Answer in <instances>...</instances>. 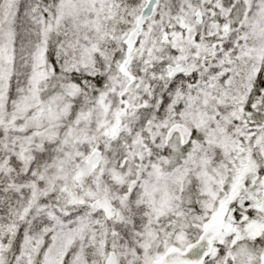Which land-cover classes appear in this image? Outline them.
Returning a JSON list of instances; mask_svg holds the SVG:
<instances>
[{"label": "snow or ice", "instance_id": "6c2138e0", "mask_svg": "<svg viewBox=\"0 0 264 264\" xmlns=\"http://www.w3.org/2000/svg\"><path fill=\"white\" fill-rule=\"evenodd\" d=\"M0 264H264V0H0Z\"/></svg>", "mask_w": 264, "mask_h": 264}]
</instances>
